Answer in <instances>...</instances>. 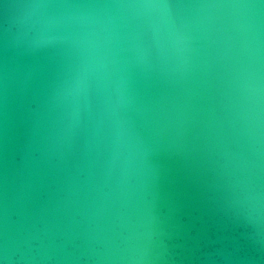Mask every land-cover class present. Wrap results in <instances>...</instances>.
Returning <instances> with one entry per match:
<instances>
[{
  "label": "water",
  "instance_id": "water-1",
  "mask_svg": "<svg viewBox=\"0 0 264 264\" xmlns=\"http://www.w3.org/2000/svg\"><path fill=\"white\" fill-rule=\"evenodd\" d=\"M0 264H264V0H0Z\"/></svg>",
  "mask_w": 264,
  "mask_h": 264
}]
</instances>
